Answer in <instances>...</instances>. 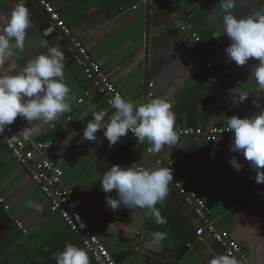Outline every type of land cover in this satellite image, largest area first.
I'll use <instances>...</instances> for the list:
<instances>
[{"label": "crops", "instance_id": "0c3cea01", "mask_svg": "<svg viewBox=\"0 0 264 264\" xmlns=\"http://www.w3.org/2000/svg\"><path fill=\"white\" fill-rule=\"evenodd\" d=\"M17 1L0 0V29L6 26ZM49 1L124 98L138 105L164 96L173 105L179 131L223 125L225 104L241 117L258 111L253 100L264 106V93H256L250 77L249 65L258 62L250 59L248 64L238 66L226 57L228 38L211 37L220 26L221 14H212L218 0H173L177 11L170 7L169 0ZM26 6L31 27L24 47L16 48L15 40L10 41L14 55L0 64V75L16 74L35 56L48 54L49 48L61 44L65 83L74 97L69 101L71 111L52 122L40 120L29 125L21 117L17 120L21 129H37L33 142H53L42 156L34 157L33 163L45 159L61 167L62 182L82 200L81 216L116 262L209 264L212 258L224 254L209 236L197 244L195 230L200 223L172 183L163 205H157L167 219L166 225L155 224L146 209L122 206L114 211L107 205L106 196L115 198L116 193L102 190L99 175L113 164L157 168L156 160L164 157L176 163L180 178L205 179L201 183L208 191L202 197L216 227L241 245L247 264H264V184L255 182L256 173L243 155L230 151L231 143L226 141L209 144L184 138L179 145L153 154L146 151L151 145L141 144L128 134L112 146L103 131L97 132L95 141L83 140V129L93 111L106 109L108 115L112 113L102 96L78 104L90 85L74 66L65 41L58 35L46 39L40 36L47 22L35 2L29 0ZM258 6L257 0H241L234 12L247 15ZM179 13L185 16L190 32L180 30ZM192 33L199 38L197 43L192 42ZM149 82L153 83L151 89L147 87ZM234 88H244L251 94L243 103L233 105L230 90ZM149 93L153 96L147 97ZM233 156L244 165L239 172L228 163ZM29 201L38 204L39 210L29 207ZM157 230L168 233L160 244L152 241ZM66 243L83 248L61 218L50 213L47 199L0 140V264H56L53 253L63 251ZM89 258L90 264H96L90 254Z\"/></svg>", "mask_w": 264, "mask_h": 264}, {"label": "clouds", "instance_id": "9594fccd", "mask_svg": "<svg viewBox=\"0 0 264 264\" xmlns=\"http://www.w3.org/2000/svg\"><path fill=\"white\" fill-rule=\"evenodd\" d=\"M239 2L241 0H218L212 14H221L220 26L216 27L211 37L228 38L230 43L225 48L226 57L238 66L248 64L250 59L258 62L249 65L250 77L255 81L256 93H264V0H257L259 6L242 16L234 12ZM212 22L215 23V19ZM30 27V9L26 0H19L6 26L0 29V64L14 55L10 41L15 40L16 48L24 47ZM64 69V52L60 47L53 46L48 49V54L35 56L16 74L0 75V134L18 117L31 125L34 121H55L71 111L69 101L74 97L65 83ZM230 92L233 105L243 103L251 94L244 88H234ZM108 104L115 111L111 115L106 109L93 111L92 119L83 129V140L95 141L97 132L103 131L109 146H112L131 132L140 143L151 145L148 151L153 154L178 144L180 137L176 115L173 105L164 96L137 105L116 94ZM253 104L258 111L252 115H232L227 119V129L232 133L230 151L242 154L256 173L255 182L264 184V106L257 105L255 100ZM36 132L34 127H24L9 139L33 143L32 137ZM228 163L237 172L244 167L235 156L230 157ZM98 179L105 193H116L115 198L106 196V203L112 210L122 206L146 209L155 224H167L157 205L162 206L169 195V184L173 181V170L169 166L146 168L137 163L126 167L113 164ZM29 207L39 210L40 206L29 201ZM167 235L166 231L157 230L152 234V241L160 244ZM53 258L56 264H90L88 251L72 243H66L63 251L54 252ZM209 264H239V260L227 253L215 256Z\"/></svg>", "mask_w": 264, "mask_h": 264}, {"label": "built area", "instance_id": "2783aa9c", "mask_svg": "<svg viewBox=\"0 0 264 264\" xmlns=\"http://www.w3.org/2000/svg\"><path fill=\"white\" fill-rule=\"evenodd\" d=\"M28 1L26 0V3ZM31 1L35 2L43 12L47 22L45 28L39 32L40 36L46 39L53 34H57L62 41H65L68 44L74 66L83 72L86 82L90 85L85 90L84 96L78 100V104L91 101L95 96H102L108 110L113 113L115 110L111 108L108 101L116 94L124 97L122 92L92 58L83 42L72 35L69 25L59 12L55 10L51 2L49 0ZM17 2L19 3V0ZM169 4L173 10H178L173 0H169ZM179 17H181L179 22L180 30L190 32V26L186 22L185 16L179 13ZM191 39L193 43L199 41V38L193 33L191 34ZM205 67H210V63H207ZM147 87L151 89L153 83H147ZM152 96V93L147 95V97ZM224 113L225 122L223 125H213L208 129L187 128L179 131L180 138L177 145L184 138L201 139L209 144H218L224 141L232 143V133L227 129V119L232 115L238 114L229 104H225ZM20 130L21 128L16 119L12 125L5 129L4 133L0 134V140L47 199L50 213L61 218L66 227L80 240L83 248L88 251L96 264H118L102 241L93 232L89 223L81 216L82 200L76 195L72 187L66 186L62 182L61 167L45 159H41L40 164L35 165L33 163L34 157L36 155L42 156L44 151L53 146V142L45 140L28 143L23 141L15 142L9 139ZM128 136L137 141L133 133L129 132ZM150 147L147 146L146 151ZM80 151L82 152V150ZM156 165L158 167L169 166L173 170L172 185L184 202L192 208L194 217L200 223L195 230L197 244H202L203 238L209 236L222 247L224 254L231 253L237 257L239 264H247V256L243 252L241 245L233 240L228 232L216 227L215 219L211 215V209L206 205L202 197L208 191L207 187L201 183L205 179L203 177H198L197 179L180 178L176 163L164 157L158 158ZM187 247L191 249L193 245L188 244Z\"/></svg>", "mask_w": 264, "mask_h": 264}, {"label": "water", "instance_id": "95a60500", "mask_svg": "<svg viewBox=\"0 0 264 264\" xmlns=\"http://www.w3.org/2000/svg\"><path fill=\"white\" fill-rule=\"evenodd\" d=\"M53 35H57V34H53ZM53 35H51V37H53ZM50 37V36H49ZM59 47H61V44L60 45H58Z\"/></svg>", "mask_w": 264, "mask_h": 264}]
</instances>
